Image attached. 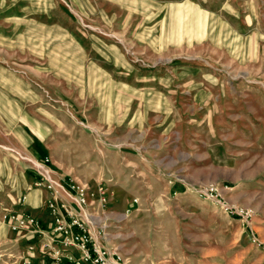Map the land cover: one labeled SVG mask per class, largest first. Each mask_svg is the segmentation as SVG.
<instances>
[{"label": "rangeland", "instance_id": "rangeland-1", "mask_svg": "<svg viewBox=\"0 0 264 264\" xmlns=\"http://www.w3.org/2000/svg\"><path fill=\"white\" fill-rule=\"evenodd\" d=\"M70 214L117 264H264V0H0V264H64Z\"/></svg>", "mask_w": 264, "mask_h": 264}, {"label": "built area", "instance_id": "built-area-1", "mask_svg": "<svg viewBox=\"0 0 264 264\" xmlns=\"http://www.w3.org/2000/svg\"><path fill=\"white\" fill-rule=\"evenodd\" d=\"M71 219V225H77L83 233L76 234L73 232H70L69 228L70 225L65 223H61L58 221L59 226L56 227V231H60L65 237H64V244L67 247L77 245L82 248L84 251V260L88 262L89 264H117V261H121V257L117 254H111L108 250L104 248H100L97 246L96 243H93L92 250H88V244L90 242V238L87 237V234H85L86 228L77 220L74 219L70 214ZM22 225H31L36 228L39 227V221L34 217H28L27 220H21ZM112 258V259H111ZM60 261V260H59ZM58 264V263H56ZM67 264H82V261L80 259L73 260L72 262H69Z\"/></svg>", "mask_w": 264, "mask_h": 264}, {"label": "crops", "instance_id": "crops-1", "mask_svg": "<svg viewBox=\"0 0 264 264\" xmlns=\"http://www.w3.org/2000/svg\"><path fill=\"white\" fill-rule=\"evenodd\" d=\"M43 243L47 244L46 241H44ZM44 245V244H42ZM69 250L65 253H63V257H64V264H67L69 262H72L73 260H76V259H80V261H82V264H89L88 262H86L84 260V251L82 250L81 247L79 246H70L68 247Z\"/></svg>", "mask_w": 264, "mask_h": 264}]
</instances>
